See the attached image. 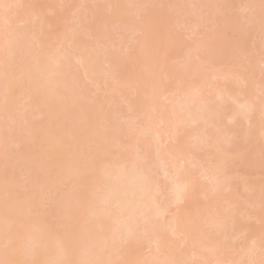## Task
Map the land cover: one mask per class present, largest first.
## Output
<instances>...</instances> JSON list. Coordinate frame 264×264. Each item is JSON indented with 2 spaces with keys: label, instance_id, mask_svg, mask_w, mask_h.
Returning a JSON list of instances; mask_svg holds the SVG:
<instances>
[{
  "label": "bare ground",
  "instance_id": "obj_1",
  "mask_svg": "<svg viewBox=\"0 0 264 264\" xmlns=\"http://www.w3.org/2000/svg\"><path fill=\"white\" fill-rule=\"evenodd\" d=\"M111 1L107 8L117 2ZM219 1L226 4L225 9L232 3ZM193 2L201 6L209 1L179 0L180 26L191 34L203 22L196 19L201 13L197 15ZM261 2L239 0L256 20ZM26 6V0H0V260L26 264H264L258 259L264 251L262 233L254 235L260 238L238 253L232 245L235 258L224 254V241L232 242L248 230L238 229L237 224L244 225L229 213L249 220V209L264 203V181L245 184L243 204L231 196L222 199L228 201L227 208L217 198V202L197 203L201 195L231 188L228 168L244 165L264 172V164L253 159L257 149L249 145L255 140L264 146V57L256 62L263 70L247 78L244 68H252L253 61L246 40L240 37L237 44L232 41L234 46L224 47L227 41L223 39L220 46V18L213 22L215 30L197 44L203 52L187 54L191 47L186 48L187 55L159 51L178 43L170 38L177 22L172 24L162 12H155L149 25L140 16L125 18L123 12L132 5L124 11L114 8L109 18L124 15L119 14L110 25L130 26L131 36H142L131 40L136 42L135 53L116 57L119 44L111 34L89 33L92 41L87 45L63 27L48 25L50 36L39 37L45 25L41 11ZM153 43L159 46L157 50ZM107 45L114 54L107 52ZM169 55H174L173 60L179 57L177 64L172 60L169 64ZM234 65L239 70L232 72ZM128 67H136L138 74H130ZM215 69L220 70L219 75ZM181 76H187L186 80ZM231 76L238 87L231 84L233 77L226 83ZM97 90L105 94L101 102L91 97ZM117 96L124 103L126 115L121 123L127 130L113 121ZM242 122L249 129L238 146L231 136ZM123 129L130 131L125 143L119 139ZM185 139L188 146L182 141ZM222 143L235 147V154L223 149ZM15 147L21 150L14 154ZM150 147L155 150L154 166L146 163ZM207 147L211 153L205 161L188 152ZM212 161L215 165L210 168ZM14 171L20 172L17 176L26 186L13 180ZM48 214L54 222L50 226L45 221ZM229 231L236 235L229 236ZM143 250L148 254H142Z\"/></svg>",
  "mask_w": 264,
  "mask_h": 264
},
{
  "label": "rangeland",
  "instance_id": "obj_2",
  "mask_svg": "<svg viewBox=\"0 0 264 264\" xmlns=\"http://www.w3.org/2000/svg\"><path fill=\"white\" fill-rule=\"evenodd\" d=\"M26 1L28 2V7H29V5H31L30 7L33 6V8H35L36 10H40L41 14L43 16L45 25L43 27H41L42 30H41V35L39 34V37H41V36H43V37L50 36V32L52 31V28L50 26L48 27V25H52V26L55 25L56 27H60V26L63 27L65 29L64 31L66 33H68L70 36L73 33L72 36L76 35L79 38H81L82 41H87L88 42V43L86 42L87 45L89 44L90 41H92V39H90L88 37L89 33L90 34L92 32L94 34L96 33V36H98L97 34H102V35L103 34H108V35L111 34V36L113 38V41L115 40L114 42H118L119 50H118V52L115 53L114 52L115 50L112 47L108 46V45H107V49L106 50H107V52L109 54H114L115 53L116 57L117 56L118 57H124L128 53H132V54L135 53L137 51L136 42L131 41V40L132 39H136L137 40L138 38H140L142 36L141 34H137L135 36H131L130 32H129L130 31V26H124L122 28V27L117 26V25H110L112 20L114 21L116 19V17L120 14V13H118L114 18L113 17L109 18L110 14H111V11H114L115 10L114 8H116V7H118V8L123 10L126 6L132 5V7H129V6H128L129 8L127 7V9H129V10H127V11H126V9H125V11L123 10L124 11L123 13H125V12L127 13V14H125L126 17L125 16H123V17H125V18L130 17V19L134 20L135 18L137 19V16H140V18L144 19V22H145L146 25L150 24V22H151L150 19H151V17L153 16V14L155 12H162V13L166 14V16H168L167 18H169L171 20V22H173L172 24H174L173 20H175V22H177V23L179 22L178 25H177V23H176V25H172L171 32H170L171 33V35H170L171 37L169 35L165 36L166 34L164 35L165 39H166V37L167 38L170 37L172 39L175 38V39L178 40L177 41L178 43L175 42L176 44L174 43L172 46L171 45H167L168 47L171 46L169 48L166 47V46L163 47L164 49L167 48L169 50H163V49L159 50V51H162V52L165 51V53H170V52H175L176 53L178 51L179 53L181 52L182 54H186L187 51H188V50H186V48H188V47L189 48L191 47L190 49H192V50H190L187 54H189V53L196 54V53L203 52L204 49L202 47L200 48V46L198 47L197 44H199L200 41H203V36L205 34L210 33V32L215 30V26H214L213 22H214V20H218L220 18L221 19V25H220L221 29L219 28V30H222L223 38H222V40H220L221 36L219 37L220 38L219 39L220 40L219 45H220L221 42H223V39L227 41V43H225V45H224V47H225L227 44L232 43V41L235 42L237 38L240 39V37H244V40H246V43H247L246 46L250 50V54H249L250 57L249 58H251V61H253V63H252L253 65H251L252 68H250V69H245L244 68V70H245V71H243L244 74L246 76L248 75L247 78L249 76L252 77L253 75L255 77V75L260 70H263V66H261L260 64L258 65L256 62H257L258 59L260 60V58L264 57V0H261L262 1L261 2L262 3V7H261L262 10H261V13L259 15V19L258 20L251 18L250 12L248 10H245L243 4L239 3V0H232L231 6L228 9H225L226 4L222 3L219 0H207L210 3L208 2L205 5H201V6L200 5L197 6L196 3L193 2L195 4L194 7L196 8L197 15L199 13H201V15H198L196 17V19H199L198 17H200V19L203 21L202 23H200L199 28L194 30L195 31L194 34H191L190 29H185V28L180 26L181 25L180 24V22H181L180 14H181L182 7L180 6L179 0H148L149 2H146V0H116L117 2H114V5H112V8L108 7L109 9L107 8V5L110 2H112L111 0H110L109 3L107 2L108 4L106 3L107 5L104 3V1L95 2V1H91V0H82L81 2H80V0H26ZM128 1H131L130 4H128L129 3ZM105 2H106V0H105ZM144 3H146V4H144ZM51 9H53V10L50 11ZM137 9L141 10L138 14H136V11L133 12L134 10H137ZM29 10L31 12V8ZM130 10H132V12L128 13ZM117 11H119V9ZM123 13H121V14L124 15ZM166 16H164V17H166ZM130 19H129V21H132ZM130 23H132V22H130ZM111 24H113V22ZM127 24H128V21H127ZM61 27H60V29H61ZM53 29H55V28H53ZM56 30H55V32H56ZM61 30H63V29H61ZM165 30H167V31L169 30L170 31V28L169 29H165ZM159 35H161V34H159ZM157 38L160 39L161 37L160 38L156 37L155 40ZM161 40L163 42L164 39L163 38L160 39L159 43L161 42ZM104 41H105V38H104ZM86 44H84V45H86ZM155 44L153 43L151 45H155ZM223 44L221 43L220 46H223ZM163 45H164V43L162 44V46ZM196 45H197V47L193 50V47H195ZM230 46H234V43H232L231 45H229L227 47H230ZM92 48L96 49V46L94 44H92ZM124 48L127 49V52L123 54V51L124 52L126 51V49L124 50ZM154 48L157 50V48H159V46L156 44V46ZM246 48H245V50H246ZM218 51H217L218 53H220V51L222 52V50H220V49ZM158 52H157V54L161 53V52H159V53ZM259 54H261V55L258 56ZM249 55H247V56L245 55V56L248 57ZM183 56L184 55H182V57ZM192 56L190 58H192ZM195 56H198V54L195 55ZM195 56L193 57L194 59H195ZM237 56H239V55H237ZM168 57H170V60H168L169 64H170L171 60L175 61V63L177 64L178 61L176 62V60H179L178 59L179 57H176V60H173L171 55H169ZM241 57H242V55H240V58H238V59L241 60L243 58V57L242 58ZM246 57H244V58H246ZM125 59H126V57H125ZM245 60L246 59H244L242 62H244ZM217 61H215V62H217ZM219 61H222V60H219ZM235 62H237V59H236ZM175 63H172V65L176 66ZM222 63H218L219 64L218 66H220V64H222ZM241 65L239 64V67H242ZM223 66H220V68L221 67L223 68ZM239 67L234 65V67L232 68L233 71L232 70L231 71L232 72H234V70L237 71V70H239ZM135 69H136V67H135ZM135 69L131 68V67H128V70L130 71L129 72L130 74L132 73V71H135ZM177 69H178V67H177ZM210 69H211V67H210ZM213 70L211 71L210 74H212ZM228 70L226 71V73H230L231 72V71L229 72ZM219 71L216 72L217 75L220 74V73L218 74ZM136 72L137 71H135V73ZM141 72H139V73H141ZM240 72L242 73V71H240ZM136 74H138V72ZM210 74H208V75H210ZM233 76L229 77L230 80L226 81L227 84L231 83V78ZM186 77L187 76H185V77L181 76V79H185L186 80ZM234 77H233V80H232L231 84H234L233 82H235L234 81ZM247 80H249V83L251 82L250 81L251 79H247ZM223 83H224V81H223ZM238 84L239 83H237L235 87H238L237 86ZM168 86H170V85H168ZM230 86H228V87H230ZM171 87H174V86H171ZM237 89L239 90V88H237ZM237 89L235 88L234 91L237 90ZM240 89H241V87H240ZM241 91H243V89H241ZM90 94H91V97L95 98L96 102H101L103 97L105 96V94L102 91H98V90L95 91L94 93L91 92ZM121 100L122 99H120V98L118 99V96H117V99H115L114 104L112 106V110L115 113L114 114L115 118H114L113 121H115V123H116V121H119L118 124L120 126H122L121 121L123 122V119H124L123 116L126 115V113H124V109H125L124 108V103ZM87 105H89V104H87ZM112 110H110V111H112ZM104 112H107V111L104 110ZM104 114L107 115L108 113H104ZM108 117H109V114H108ZM110 121H111V119L109 120V122ZM111 123H113V122H111ZM123 127H124V124H123L122 128ZM124 129H126V127H124ZM124 129L122 131H120V134H119L121 136V137H119V139L121 138L120 139L121 143H125L126 141L128 142V140H125V137L128 135L127 138H129V136H130V133H129L130 131L128 130V131L125 132ZM188 129L189 128H185V131H187ZM248 129H249L248 125H245L243 122L236 125V127L232 130L233 133H232V136H231L235 145L239 146V145L243 144V140H242L241 136ZM234 130H235V132H234ZM127 132H128V134H127ZM179 135H180V133H179ZM216 138H218V136H216ZM124 140H125V142H123ZM182 141H185L187 143V146H188V144H189L188 143V139H185V140H182ZM248 142H246V143H248ZM149 145H150V143H149ZM152 145H153V143L150 146H152ZM249 145H251L252 147H255L257 149V154L253 157V159H256L257 162L260 163V164L261 163L264 164V146H262L261 144H257V142L255 140H251ZM251 146H250V148H251ZM152 147H150L151 149L148 150L149 152L147 151L148 153L146 155V163H147V165H153L154 166V165H156V159H155L156 157L154 156L155 150H152V149L155 148V147H153V148ZM184 147H186V146H184ZM221 147H223V149H225L227 151L228 150L231 151L232 154H235L234 153L235 150H236L235 147L226 145L225 143H222ZM245 148H247V146H245ZM18 149H20V148H16V147L12 148V152L15 154L16 152H18L17 151ZM124 150L125 149H119V151H123V152H124ZM248 150H250V149L248 148ZM193 151L194 152H192L191 149H190L188 152L189 153H193L195 156H197L198 158H200L201 160H204V161L206 159H208V157H210L209 155L211 153V150H210L209 147H207L206 149L202 148V150H193ZM121 154H123V153L121 152ZM236 157H237V154H236ZM235 163H236V161H235ZM209 165H210V168H212L215 165V161H212V163H210ZM233 165H235V164H233ZM14 172H13V175L15 177L13 178V180L16 183H21L23 185L22 181H24V180H22V177L17 176L18 174H20V172H15L17 174H15ZM227 172L228 173H232L231 188L229 190L225 191V192L213 193V194H209V195L206 194L205 196L201 195L202 197L200 196V197L197 198V203L200 204V206H201V204L203 205L206 202H208V203L212 202L213 203L214 201L217 202L216 200H218V203H220L223 208H227L228 205H229V203H227L228 201L227 202L226 201H222V199H223V197L225 199H227L229 196H231L230 199H232V197H233V199H235L236 202H238V204L239 203L243 204L244 203V198H245L246 193H247V191L244 190L245 184L246 183H252V182L253 183H260L261 181H264V172H259L253 166L245 167L244 165H238L237 168H232V167H231V169L228 168ZM37 174L38 173H34V175H36V177L39 176V174L38 175ZM54 176H55V174H54ZM36 177H34V178H36ZM38 178L41 179L40 177H38ZM35 181H37V183L42 182V180L38 181L37 179ZM198 183H200V182H198ZM23 186H26V183ZM200 189H201V187H200ZM204 191H206V190L202 191L205 194ZM26 192H27V190H24V193H26ZM200 192H201V190H200ZM206 193H207V191H206ZM249 212L251 213V218L249 220H244L242 218V214H239V213H236V212L235 213H229L231 217L235 218L238 221V223L242 222L241 224L244 225V226H239L237 224L238 229L241 228V227H248V230L246 231V234H238L239 235L238 238L234 237L235 241L233 240L231 242L229 239L224 241V246H225L224 254H225L226 258H235L236 257V255H234V253L231 250V246L232 245H233L232 248L237 250L236 252L238 253L239 251H241L245 247H248V245H250L253 240L256 241L258 238H260V237H253L254 235H256L257 233H259V234L262 233L264 235V203H261L255 209H249ZM252 216H255V217H252ZM48 217H49V214L45 216V221H46V223L49 224L51 221L53 222V219L49 220ZM228 219H231V218H228ZM45 221L43 223H45ZM53 223H51L52 226L54 225ZM48 226H50V224ZM237 226H235L234 230L237 229ZM201 228H203V227H201ZM232 233L236 235V232H232ZM232 233L230 234V231H229V236H233ZM260 241H262V243L264 244V236H263V238L260 239ZM235 250H233V251L235 252ZM237 253H235V254H237ZM142 254L147 255L148 252L146 250H143ZM258 255H259L258 259L260 261H264V251L261 254H258ZM244 262H246V260Z\"/></svg>",
  "mask_w": 264,
  "mask_h": 264
},
{
  "label": "snow or ice",
  "instance_id": "obj_3",
  "mask_svg": "<svg viewBox=\"0 0 264 264\" xmlns=\"http://www.w3.org/2000/svg\"><path fill=\"white\" fill-rule=\"evenodd\" d=\"M0 264H26V262L0 260ZM82 264H92V262L85 261V262H82Z\"/></svg>",
  "mask_w": 264,
  "mask_h": 264
}]
</instances>
